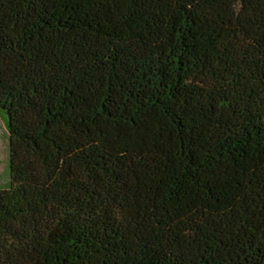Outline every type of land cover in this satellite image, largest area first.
<instances>
[{
  "label": "trees",
  "instance_id": "obj_1",
  "mask_svg": "<svg viewBox=\"0 0 264 264\" xmlns=\"http://www.w3.org/2000/svg\"><path fill=\"white\" fill-rule=\"evenodd\" d=\"M0 264H264V0H0Z\"/></svg>",
  "mask_w": 264,
  "mask_h": 264
},
{
  "label": "rangeland",
  "instance_id": "obj_2",
  "mask_svg": "<svg viewBox=\"0 0 264 264\" xmlns=\"http://www.w3.org/2000/svg\"><path fill=\"white\" fill-rule=\"evenodd\" d=\"M7 114L0 108V189L10 186Z\"/></svg>",
  "mask_w": 264,
  "mask_h": 264
}]
</instances>
